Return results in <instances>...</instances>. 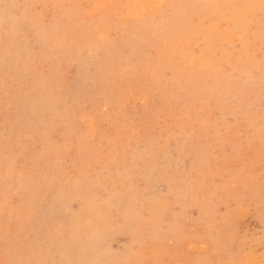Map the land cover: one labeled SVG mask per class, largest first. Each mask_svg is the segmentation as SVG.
<instances>
[{
  "label": "rangeland",
  "instance_id": "374dc122",
  "mask_svg": "<svg viewBox=\"0 0 264 264\" xmlns=\"http://www.w3.org/2000/svg\"><path fill=\"white\" fill-rule=\"evenodd\" d=\"M161 1L0 0V264H264V0Z\"/></svg>",
  "mask_w": 264,
  "mask_h": 264
},
{
  "label": "bare ground",
  "instance_id": "6f19581e",
  "mask_svg": "<svg viewBox=\"0 0 264 264\" xmlns=\"http://www.w3.org/2000/svg\"><path fill=\"white\" fill-rule=\"evenodd\" d=\"M107 1V0H106ZM109 1V0H108ZM145 0H129V2H130V4L134 7V8H138L139 7V5L142 3V2H144ZM227 2V1H226ZM101 3V2H100ZM164 3V0L163 1H161V2H159V3H157V4H151V7H156V6H159V5H162ZM96 4V3H95ZM106 4V3H105ZM104 6V5H103ZM102 7V6H101ZM100 7V8H101ZM224 7V6H223ZM84 8V7H83ZM96 8V7H95ZM143 10V9H142ZM142 10L140 11L141 13H142ZM93 11V10H92ZM94 13V12H93ZM140 13V14H141ZM137 14V12L135 13V16H137L136 15ZM164 18V17H163ZM226 20H228V19H226ZM226 22V21H225ZM220 25V24H219ZM214 26H217V25H214ZM222 26V25H221ZM112 29V28H111ZM208 31V30H207ZM1 39V38H0ZM133 106V105H132ZM90 120V119H89ZM91 123V122H90ZM89 123V124H90ZM86 134V133H85ZM101 238V237H100ZM100 240V239H99ZM259 250V249H258ZM247 264H252V263H247ZM255 264H262V262H259V263H255Z\"/></svg>",
  "mask_w": 264,
  "mask_h": 264
}]
</instances>
